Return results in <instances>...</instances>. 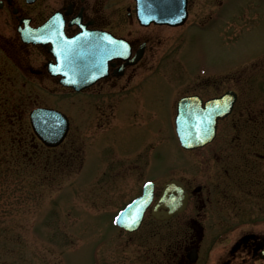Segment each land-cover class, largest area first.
I'll use <instances>...</instances> for the list:
<instances>
[{
	"label": "rangeland",
	"instance_id": "rangeland-1",
	"mask_svg": "<svg viewBox=\"0 0 264 264\" xmlns=\"http://www.w3.org/2000/svg\"><path fill=\"white\" fill-rule=\"evenodd\" d=\"M215 2L205 0L201 10L193 4L181 27H156L142 64L130 67L116 86L103 83L99 94L53 96L35 83L34 95L40 92L41 98L32 95L27 103L37 98L62 110L71 121L66 139L76 138L82 156L54 181L47 173L43 184L29 176L26 188L21 174L10 177L8 188L18 186L23 201H14L9 193L7 197L8 180H0V264H149L146 252H135L148 243L144 240L138 246L136 241V235L150 225L147 218L144 231L131 234L114 222L117 211L139 192L140 185L150 180L159 189L168 177L183 175L198 182L197 175L203 173L197 155L238 152L232 146L240 144L242 134L264 135V128L233 129L227 118L205 148L184 150L176 138L175 103L184 94L207 97L236 88L246 100L249 117L264 112V0H220L214 19L209 14ZM199 22L205 26H196ZM124 24L128 39L151 33L127 17ZM206 74L218 86L202 83ZM237 76V82L231 80ZM260 87L258 92L255 88ZM11 115L0 114V120ZM253 151L264 153V148L253 147ZM202 164L203 169H211V161ZM106 166L109 171L102 173ZM115 168L118 171H111ZM262 217L254 210L245 219ZM238 225L248 228L245 223Z\"/></svg>",
	"mask_w": 264,
	"mask_h": 264
},
{
	"label": "flooded vegetation",
	"instance_id": "flooded-vegetation-1",
	"mask_svg": "<svg viewBox=\"0 0 264 264\" xmlns=\"http://www.w3.org/2000/svg\"><path fill=\"white\" fill-rule=\"evenodd\" d=\"M123 1L0 0V114L12 113L8 120H0V128L5 129L3 135L0 134V180H8L4 184L7 186L6 194L8 197L9 193L14 201L25 198L18 186L8 188L14 174H21L27 188L29 176L43 184L45 173L49 174L47 177L54 178L61 171L74 168L78 160L76 138L72 141L66 139L71 128L69 117L67 132L55 146L46 145L34 134L28 119H24L30 105L33 108L60 110L45 105L37 98L29 100L31 104L27 103L26 99L34 95L35 83L53 96L60 92L70 95L85 91L99 94L103 83L110 82L109 85L116 86L130 67L142 64L156 27L177 28L154 23L142 25L136 19L135 0H127L126 5ZM204 1L195 0L194 4L193 0H185L187 18L183 25L190 16L193 4L201 10ZM217 1L209 14L211 18L221 8L220 0ZM125 17L136 21L138 28H150L148 32L151 33L126 38L123 34ZM204 24L199 22L196 26L204 27ZM120 39L130 45L128 59L139 54L136 63L126 64L125 59L118 56L124 53L120 48V45L123 48ZM257 70L255 66L253 71ZM67 75L71 79L95 81L75 90L62 84L61 80ZM209 77L206 74L202 83L218 86L219 82H213ZM231 80L237 82L239 79L237 76ZM45 82H52L53 86L49 87ZM255 89L260 92L262 87ZM226 91L233 94L230 111L218 120L212 142L217 137L220 122L227 118L232 122L233 126H230L233 129L237 126L264 128V112L249 117L252 115L246 100L236 88H225L207 97L199 93L184 95H196L204 103ZM41 95L38 92L34 96L41 98ZM242 135L238 137L240 144L232 146V150L238 152H205L196 156L200 162V173H203L197 175L198 182L184 175L175 178L187 194L181 211L167 219L155 218L150 207L145 211L135 233L142 229L147 218L150 225L146 227V232L136 235V241L138 246L144 240L148 243L135 252H146L149 264H264V217L245 219L254 210L264 214L261 212L264 209V153L253 151V147L264 148V135L261 133L260 138ZM202 161H211V169H203ZM213 165L215 168H212ZM107 167L102 169V173L109 171ZM111 171H118V168ZM1 175L7 177L2 179ZM173 178L168 177L165 182ZM164 183L159 189L154 185L152 203ZM141 189L142 185L134 197L141 193ZM244 223L248 228L238 225Z\"/></svg>",
	"mask_w": 264,
	"mask_h": 264
},
{
	"label": "water",
	"instance_id": "water-1",
	"mask_svg": "<svg viewBox=\"0 0 264 264\" xmlns=\"http://www.w3.org/2000/svg\"><path fill=\"white\" fill-rule=\"evenodd\" d=\"M136 1L139 4L138 19L141 23L153 21L178 25L185 19L183 0ZM154 2L161 3L159 5V9L162 10L160 13L154 14L150 11V5ZM89 82V80L83 81L76 87L80 88ZM229 107V93L209 101L204 107L196 97L181 98L177 103L175 118V130L181 146L186 149H194L208 143L214 136L217 119L227 114ZM30 118L35 132L48 145L58 144L68 129L66 117L56 111L35 109L31 112ZM149 185L145 187L141 197L119 213L116 222L120 227L130 232L138 227L142 213L152 198L153 188L152 184ZM180 185L177 180H170L166 183L158 201L152 207V214L156 218L167 219L184 208L187 195ZM159 208L161 211L158 210Z\"/></svg>",
	"mask_w": 264,
	"mask_h": 264
}]
</instances>
